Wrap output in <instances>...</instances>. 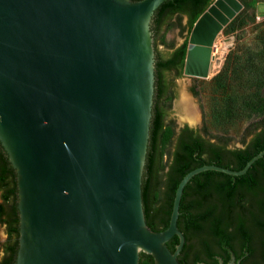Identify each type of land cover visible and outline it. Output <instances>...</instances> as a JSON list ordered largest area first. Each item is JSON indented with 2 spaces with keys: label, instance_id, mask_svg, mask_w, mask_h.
<instances>
[{
  "label": "water",
  "instance_id": "1",
  "mask_svg": "<svg viewBox=\"0 0 264 264\" xmlns=\"http://www.w3.org/2000/svg\"><path fill=\"white\" fill-rule=\"evenodd\" d=\"M166 0H0V145L16 176L14 264H181L179 181L168 226L141 197L154 94L150 22ZM212 0L187 37L182 74L208 76L214 39L240 11ZM178 237L174 251L166 242ZM232 264V262L230 263Z\"/></svg>",
  "mask_w": 264,
  "mask_h": 264
},
{
  "label": "trees",
  "instance_id": "2",
  "mask_svg": "<svg viewBox=\"0 0 264 264\" xmlns=\"http://www.w3.org/2000/svg\"><path fill=\"white\" fill-rule=\"evenodd\" d=\"M211 2L164 1L154 11L150 22L154 47L157 36L172 24L173 18L176 20L173 24L180 27L182 16H186L190 31ZM187 37L168 56L155 49L153 105L141 178L144 217L154 231L168 226L176 187L188 171L204 164L240 170L264 148V94L256 91L246 95L243 101L252 104L247 111L249 116L261 113L262 118L250 131L249 139L243 140L242 147L228 148L222 138L210 141L185 126L173 138L166 160L162 162V147L170 143L164 132L166 110L160 105L169 86L165 74L181 75ZM256 83L254 80L253 84ZM3 186L6 188L0 196V223L6 226L7 239L0 264H14L15 246H18L16 176L0 145V189ZM177 227L185 238L177 255L181 264H201L203 260L215 264L218 257L225 261L231 254L242 262L249 261L246 264H264V154L242 175L205 170L192 176L183 188ZM177 243L178 237L173 236L166 245L173 252ZM224 253H227L226 257ZM139 264H154V261L151 255L140 252Z\"/></svg>",
  "mask_w": 264,
  "mask_h": 264
},
{
  "label": "rangeland",
  "instance_id": "3",
  "mask_svg": "<svg viewBox=\"0 0 264 264\" xmlns=\"http://www.w3.org/2000/svg\"><path fill=\"white\" fill-rule=\"evenodd\" d=\"M239 1L242 8L214 39V59L210 62V65L214 61L217 64L214 72L211 73L209 67L205 78L165 74L169 86L160 105L166 110L164 132L170 143L162 147V162L183 125L197 129L210 141L222 138L228 148H234L243 146V140L249 139L250 131L262 118L261 113L249 116L247 111L252 104L243 99L256 91L264 94V0ZM174 21L175 18L157 36L155 47L153 40L154 58L155 49L168 56L188 36L186 16H182L180 27L173 24ZM182 91L191 98L198 112L194 123L184 120L177 107ZM2 191L0 189V196ZM5 233L6 226L0 223V259L4 255Z\"/></svg>",
  "mask_w": 264,
  "mask_h": 264
},
{
  "label": "bare ground",
  "instance_id": "4",
  "mask_svg": "<svg viewBox=\"0 0 264 264\" xmlns=\"http://www.w3.org/2000/svg\"><path fill=\"white\" fill-rule=\"evenodd\" d=\"M219 58V57H218ZM217 68V64L215 61L210 65V71L211 73L214 72ZM181 112H182V118L184 120L189 121V123H194L197 120L198 112L196 110L195 105L192 103L191 98L184 92H181L180 100L178 102ZM177 104V105H178Z\"/></svg>",
  "mask_w": 264,
  "mask_h": 264
},
{
  "label": "flooded vegetation",
  "instance_id": "5",
  "mask_svg": "<svg viewBox=\"0 0 264 264\" xmlns=\"http://www.w3.org/2000/svg\"><path fill=\"white\" fill-rule=\"evenodd\" d=\"M184 64V63H183ZM182 71H183V67H182ZM182 71H181V74H182ZM188 127V128H190V129H193L194 131H197V132H199L197 129H195V128H192V127H190V126H188V125H183V126H181L180 128H179V130L177 131V133H179L180 132V130L183 128V127ZM176 133V134H177ZM4 188H6V186L4 187H1V189L2 190H4ZM8 211V210H7ZM11 221V220H10ZM13 223V222H12ZM5 235H6V238H7V233H5ZM16 241H17V243H18V236L16 237ZM13 246L12 247H14V244H12ZM15 247H17V245L15 246ZM17 249V248H16ZM3 253H4V255H5V251H4V248H3ZM9 254H13L12 252H8ZM15 255H14V259H15V257H16V250H15ZM224 256L226 257L227 256V253H224ZM242 259H236L235 258V256L233 255V254H231V256L229 255V256H227V259L225 260V261H223L222 260V258H220V257H218V261L215 263V264H230L231 262H232V264H246V263H249V261H247V260H244L243 262L241 261ZM201 264H207V262H206V260H203L202 262H201Z\"/></svg>",
  "mask_w": 264,
  "mask_h": 264
}]
</instances>
